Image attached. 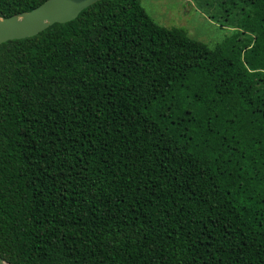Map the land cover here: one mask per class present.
Returning <instances> with one entry per match:
<instances>
[{"label": "trees", "instance_id": "16d2710c", "mask_svg": "<svg viewBox=\"0 0 264 264\" xmlns=\"http://www.w3.org/2000/svg\"><path fill=\"white\" fill-rule=\"evenodd\" d=\"M203 2L212 46L140 0L0 43L3 260L264 264V0Z\"/></svg>", "mask_w": 264, "mask_h": 264}, {"label": "rangeland", "instance_id": "374dc122", "mask_svg": "<svg viewBox=\"0 0 264 264\" xmlns=\"http://www.w3.org/2000/svg\"><path fill=\"white\" fill-rule=\"evenodd\" d=\"M140 4L157 23L167 27H183L188 34L212 46L233 27L222 25L224 12L219 2L208 5L203 0H140ZM230 13V12H229ZM236 10H233V17Z\"/></svg>", "mask_w": 264, "mask_h": 264}, {"label": "water", "instance_id": "95a60500", "mask_svg": "<svg viewBox=\"0 0 264 264\" xmlns=\"http://www.w3.org/2000/svg\"><path fill=\"white\" fill-rule=\"evenodd\" d=\"M98 0H45L32 10L0 17V43L31 37L54 23L74 20L80 11ZM0 264H9L0 256Z\"/></svg>", "mask_w": 264, "mask_h": 264}]
</instances>
